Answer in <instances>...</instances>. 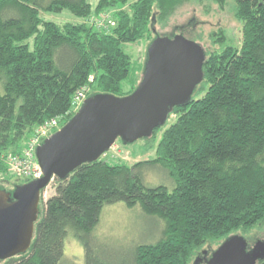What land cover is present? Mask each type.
<instances>
[{
	"label": "trees",
	"instance_id": "trees-1",
	"mask_svg": "<svg viewBox=\"0 0 264 264\" xmlns=\"http://www.w3.org/2000/svg\"><path fill=\"white\" fill-rule=\"evenodd\" d=\"M176 1L98 0L92 7L88 0H0L2 182L11 181L7 156L18 153L37 126L55 118L62 126L74 115L78 90L124 96L136 88L144 63L123 93L133 62L122 45L150 38L154 7L168 15ZM233 2L241 23L239 46L221 31L212 34L219 49H204L203 80L190 102L172 108L175 119L167 127L140 139L154 158L128 165L100 157L63 180L55 178L54 193L40 199L30 248L3 264H61L68 235L83 247L84 264H190L197 257L203 264L228 236L264 223V0ZM125 5L128 10L120 9ZM116 7L107 24H86ZM63 11L78 22L41 16ZM153 166L166 171L171 189L143 184L139 169ZM116 202L138 205L163 221L161 238L120 256L95 244L91 233L101 211Z\"/></svg>",
	"mask_w": 264,
	"mask_h": 264
},
{
	"label": "water",
	"instance_id": "water-1",
	"mask_svg": "<svg viewBox=\"0 0 264 264\" xmlns=\"http://www.w3.org/2000/svg\"><path fill=\"white\" fill-rule=\"evenodd\" d=\"M141 79L128 95L88 96L77 112L37 146L41 175L0 188V260L25 254L39 216L41 193L55 178L63 180L80 165L102 157L121 140L131 144L163 126L172 108L190 102L203 80L204 48L181 34L156 36L146 51ZM205 254V251L203 252ZM197 257L194 264H201ZM264 239L250 247L238 234L228 236L203 264H257Z\"/></svg>",
	"mask_w": 264,
	"mask_h": 264
},
{
	"label": "rangeland",
	"instance_id": "rangeland-1",
	"mask_svg": "<svg viewBox=\"0 0 264 264\" xmlns=\"http://www.w3.org/2000/svg\"><path fill=\"white\" fill-rule=\"evenodd\" d=\"M88 2L92 7H95L98 0H88ZM120 9L128 10V6L125 5ZM118 10L119 7H116L104 12L106 24L113 20V14ZM154 12L155 21L153 34L150 38L147 37L135 43L122 45L123 50L131 56L133 62L129 77L122 83L123 93L131 90V85L134 83L137 74H140L138 71L139 66L143 65L146 60V51L150 44L149 39L152 37H172L181 34L187 39L199 42L206 51H213L218 50L219 45L213 42L215 39H213L212 34L221 31L230 44L234 46L240 44L241 23L235 18L233 0H223V3L219 0H177L173 9L166 13L168 15L160 16L156 7H154ZM101 13H98V15H101ZM98 15L93 16V21L85 20L86 24L94 23L95 17L97 18ZM41 16L43 19L55 23L78 22L67 11L60 14L42 13ZM81 21L79 20V22ZM135 71L137 72L135 73ZM3 85L4 80L2 79L0 80V93L4 92ZM174 119V115H169L164 128L172 123ZM160 134L159 131L153 144H155ZM146 145L147 143L144 140H137L131 144H124L121 140H117L101 159L109 164L121 161L126 162L128 165H132L136 161L153 159L154 152ZM139 175L143 184L147 187L165 186L171 189L174 186L173 180L159 166L143 167L139 169ZM7 176H11V181L2 182L0 180V187L12 190L16 184H20V180H15L16 178L10 172ZM0 179L2 178L0 177ZM53 193V181H51L41 193L40 199L45 201ZM163 226V221L161 222L157 217L147 216L138 205L128 208L124 203L116 202L103 207L99 222L91 233V238L101 248L109 250L112 256L128 255L138 244L158 241L161 238ZM238 233H241L239 235H243L251 246L257 240L264 239V223L247 233L240 231ZM211 246L215 248L214 245ZM204 249L206 250L207 246ZM195 260L196 258L192 259L190 264H194ZM4 261L6 260H0V264H3ZM61 264H84L83 247L72 235H68L64 241Z\"/></svg>",
	"mask_w": 264,
	"mask_h": 264
},
{
	"label": "built area",
	"instance_id": "built-area-1",
	"mask_svg": "<svg viewBox=\"0 0 264 264\" xmlns=\"http://www.w3.org/2000/svg\"><path fill=\"white\" fill-rule=\"evenodd\" d=\"M93 21V20H92ZM95 26L105 24V16L101 15L91 23ZM88 88H81L78 90L72 98L71 112L78 111L83 101L87 98ZM59 119L48 120L39 126H37L32 134L28 137L22 148L18 153L10 154L7 156L8 172H10L15 178L20 179H33L41 175V170L38 165L35 156V150L45 138H48L51 134L59 130Z\"/></svg>",
	"mask_w": 264,
	"mask_h": 264
},
{
	"label": "flooded vegetation",
	"instance_id": "flooded-vegetation-1",
	"mask_svg": "<svg viewBox=\"0 0 264 264\" xmlns=\"http://www.w3.org/2000/svg\"><path fill=\"white\" fill-rule=\"evenodd\" d=\"M8 191H11V190H8Z\"/></svg>",
	"mask_w": 264,
	"mask_h": 264
}]
</instances>
